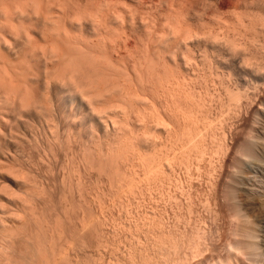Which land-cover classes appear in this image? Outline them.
<instances>
[{
    "label": "bare ground",
    "instance_id": "6f19581e",
    "mask_svg": "<svg viewBox=\"0 0 264 264\" xmlns=\"http://www.w3.org/2000/svg\"><path fill=\"white\" fill-rule=\"evenodd\" d=\"M165 1L164 3H167L166 4L167 6H165L167 7L166 13H165L164 7L162 8L164 10V13L162 9L160 11H162V13L165 14L166 21H169L168 23L166 22L165 24L166 25L170 24V25L169 26L167 25L166 29L164 28L165 26L163 25L164 26L163 29H165V31L163 32H160L161 30L157 28L159 31H157L156 34H153L154 30H157L156 28L154 29V27H156L155 20L157 19L153 17L155 19L154 20L152 18L154 22L152 19H150L151 16H153L154 14L152 15L151 13L150 16L148 15L147 12L151 11L152 9H150L151 7L149 6L150 4H147V5L145 4L146 6H149V8L147 9L143 3V0L134 1L135 3L138 2V4L136 5L133 2V5H135L134 7H132L133 6L132 3H127V1L125 2V0H0V232H1L0 233L1 234L0 235V264H50V262L52 264V260L56 261L55 260L56 258L54 257L57 255H55V253H58L57 252L58 248L61 247L59 246L60 240H62V237L65 236L66 231L67 233H68V230L71 231L68 228L67 222H70L71 220H73L71 221V223H74V225L72 224L71 225L75 229H77V226L79 224V223L77 224V221L80 219L79 217L69 219L68 215L70 214L68 213V211L70 209V206L68 207L66 205L65 207L62 208V210H60L63 213L62 215L63 217L59 213V215H56L57 219L55 218L54 221L49 219V218H52L50 217L52 214L50 215V213H48V215L50 216H47L46 209L48 207L46 206L48 205L49 202L46 198H48L49 196L48 197L46 196H47L48 188H46L45 187L46 185L43 183L42 184L45 186H42V184L37 185V183L35 182H34L35 184L33 183V185L30 184L32 183L31 182L32 180L30 181V179L27 177L28 175L26 174V171L29 170L30 168L37 166L39 163L42 164V162H44V159H45L44 157L48 156V153L49 155H52L54 159L57 158V152L60 150L56 151V148H58L57 145H60V143L62 144L61 133L62 131H65V128L62 129L64 126L67 129L66 140L68 142H66V144L68 143L71 145V143L73 142L72 144L76 143V145H79L80 152L77 155L80 156L79 160H81L82 162L81 164L83 166L81 167H83L82 169L84 173L86 174L85 176L91 177L95 175L93 173L96 172L95 170H97L99 174H102V176L103 174H105L106 176L110 175L111 179L113 178L116 179V177L118 179L119 178L121 179L122 178L121 176H123L122 174L124 173L123 169L127 170L128 168L126 167L128 166L127 164L129 163L130 165L131 161L134 162L136 158L138 157V155L141 154V151H143V148L145 146H147V148L151 147V149H154L155 146L158 145L157 147H161L162 149V146H159V142L161 145H164V144L166 145V143H162L163 140L164 141L166 140V139H163V135L167 133L169 135L168 137L171 138V136L177 132V131L175 132V127H176L175 121H177L176 120L177 117L173 118L175 116H172L170 112H171V108L173 107L172 105H176L177 104L176 102L179 100V98L176 97L178 98V100L176 99V101H174L175 100V96L173 95L174 91L172 92L171 90H175L174 86L177 87V85L173 86V84L171 83H174L175 82L174 79L176 80L178 76H179L178 77L179 79L177 78V80H181L182 82L183 80L180 78V76L183 79L186 78V72H187V75H189L190 69H191V73L193 71H196V70L192 71V67H191L192 65L191 63L193 59L195 58L194 59L195 65L194 64L193 65L196 68L198 64L197 62H196L197 64L195 63L196 57L193 58V55L191 54L190 56H192L193 58L191 59L190 56L187 57L185 52H188L190 54V52L193 51L194 47L196 48L194 50H197V46L198 48L203 47L204 46V43H203L204 36L203 34L201 35L200 32H199L200 33L199 35L197 30H192V28L191 27L189 28V26H185V28L183 27L184 28L183 30L182 27L177 25L176 22L180 18H178L177 21H173L175 20L173 19V16H174L173 14L176 12V11L173 12V10L177 9V8H174L173 5H176V4L172 3L171 1H170L171 4L170 3L168 4V2H165ZM195 1L197 0H194V2ZM201 2L203 3L204 1H201ZM201 2H199V4ZM244 2H246V0ZM160 3H158V5ZM189 3H193V2L190 1ZM193 4L195 6L196 3H193ZM153 5H154V2H153ZM210 5L207 7H210ZM190 6L193 7L194 11H196L197 8L205 7V6H201V7L195 6L194 7L192 4H189L188 7ZM192 7H190V9H192ZM143 9H147L149 11H145ZM190 9L188 11L186 10L187 12L185 13L186 15L184 14L185 10L183 9L184 10L183 15L186 18L188 16L187 21H190V23L192 22L194 23V21L196 20L195 18H198V17H194V18L190 17L191 11H193V10L190 11ZM213 9L214 8H212L211 10L209 9V10L212 11ZM216 9L217 8H215L214 10ZM217 10L219 11V9ZM178 11L180 12V10ZM218 11L217 12L213 11V12H216L218 14ZM145 12H146V15H145ZM156 12H159V11H156ZM196 12L199 13V11H196ZM215 14L214 16H216ZM133 15H136L137 18H135ZM160 15L161 14L159 13V16ZM193 15L194 14L192 13L191 16ZM145 16L146 17L148 16L150 20L149 22L154 23V24L149 23L151 27H149L147 23L148 18L146 19ZM194 16H196V14ZM201 16L199 18H202ZM130 17H131V20L133 19L132 17H134L135 19H138V23L140 24L142 23L141 25L142 28L144 25H145L144 27L147 29L153 28L151 29L152 31L148 29L150 32H148V34L146 35L148 39L147 41L145 37L139 36L141 40L139 39L137 44L142 43L141 42L142 38H144L143 40L146 41V43H142L143 44L142 47L140 46L141 44L136 45L134 43H131V42L129 43L127 41L129 37H130L129 40L131 39V36H128L129 34L127 32H124L125 30H128V29L124 28L125 30L122 31L123 28L121 27L126 22H128V18L130 19ZM160 18H158V21ZM185 19L183 20L185 21ZM238 19H241V18H238ZM198 20L200 19L196 20V25H197ZM115 23L118 25L117 27H119L121 31L124 32L123 33L124 35L120 31V29L119 31L117 29V31L119 32L118 33L116 29L114 31V28H113V31L115 32L114 37L116 36L114 38L113 33L109 34V31H110V28H112L111 25ZM190 23L186 22L183 24L185 25L188 24L191 26ZM153 25L154 27H152ZM193 25L195 26V24ZM193 25L192 27H194ZM176 26L179 27L181 29L180 31L182 32H180L178 30L179 28L177 29ZM125 33H127V35H125ZM145 33L147 32H144L143 34ZM119 34H122V36ZM111 37L112 39L113 38L114 39L110 40ZM117 37L118 39H120V41L119 42L115 41L116 42L115 44V42L113 41L116 40ZM134 38L136 39L137 36L136 37L134 36ZM134 38L132 36L131 40H133ZM214 40H216V37ZM127 42L129 43V45L127 44ZM136 42L137 41L135 40V43ZM188 42H190L191 44L189 45ZM133 44L135 47H133ZM191 45L193 46L195 45V46L192 48ZM188 46L191 47L192 49L188 48L187 50ZM182 47L184 48L186 47L185 52L183 51L184 49ZM180 48L181 50L183 49L182 54H181ZM201 49L202 48L198 50H201ZM177 50L178 52H180L179 55H186V57L185 56L184 57L181 56L182 58L180 56L177 57L176 56ZM202 50H204V48ZM205 52L206 51L204 52L202 51L203 57H207L206 55L207 53L205 54L206 56H204ZM191 53L194 54L195 52L193 51ZM130 57L134 59L132 60L133 62L129 61L131 60ZM153 57L158 60L157 66L158 65L160 66L158 69L157 68L155 69L156 60L153 59ZM201 57L202 55H200V59H202ZM128 58L130 59L128 60ZM178 58L180 60H177ZM197 60H199L198 57H197ZM123 61L127 63H124ZM122 62L127 65L132 63V66L129 65L130 67L129 68L126 65L124 66V64L121 65ZM171 65L172 67H170ZM151 66L153 67L154 70H152ZM143 68L145 69L143 70ZM168 68H171L172 70L176 71L175 72L176 74L174 75V71L172 72V74H170L172 70H169ZM149 70L152 71L153 73L152 76H151L152 73ZM146 72L148 76L151 73L148 79H146L148 77L147 75H146L147 77H144L145 75L143 76V73L146 74ZM174 76L176 78H174ZM178 83L180 82L178 81ZM231 93L232 92H230V94ZM238 96H239V93H238ZM234 101H233V104H234ZM172 102L175 104H173ZM178 103L180 102L178 101ZM169 105H171L172 107L170 108ZM261 105H263L262 107H264V102L263 104L261 103ZM165 106L167 107L169 106V109H166L167 107ZM259 109L262 112V115L259 116L261 117V120H260L261 122L258 121L260 119L259 118L258 120H256V123L258 122L260 123L256 124V126L254 123V125L252 126L253 128L251 127L250 128L251 130L248 129L250 131L247 133V137L250 136V138L244 137L245 134L244 135L242 134L243 138L239 136L242 140L237 139L236 137L233 139L234 144L232 143L233 144L232 148H234L235 150L234 154L235 155L237 154L236 157L239 155V153H242L243 155L242 156L240 154V156H238V157H241V159L244 156L251 157L253 155H256L254 153H262V152L264 153V108L259 107ZM154 111H156V114L158 115H157V120L152 121L151 118L152 117L154 118V116H150V115ZM149 112H150V115H148ZM172 112H175V110ZM176 113L178 114V112ZM177 114L174 113V115H177ZM177 116L180 117L179 115ZM149 118L151 119V121L149 120ZM180 130H184V129H180ZM176 135H179V134H176ZM187 136H189V134ZM176 138L178 139L179 136L178 137L176 136ZM167 140L165 142H167ZM171 140L169 139V141ZM64 142H65V139H64ZM191 143L188 144V146L192 145ZM168 144L169 143H167V145ZM172 145H174V143ZM27 146L29 148L31 147V148L39 149V150L42 149V154H39V155H44V157L43 156L40 157V161L42 160L41 162L39 161L38 163L36 161V163L31 162V163H27V165L26 163L24 164L25 162L24 160L26 158L23 159V154H24L23 152L25 149L27 150ZM72 147L74 146L72 145ZM149 148L147 150H149ZM157 150H160V149H156V152ZM144 151H146V149ZM161 152L163 151L161 150L160 153ZM252 153L253 155H251ZM155 155L157 156L156 153ZM262 156H264V154ZM166 157L167 155H165V159ZM72 160L75 161V159H72ZM243 160L244 158L241 160V163ZM75 162H78V161H75ZM79 163L80 161L78 162V164ZM52 164L53 163H51V166ZM158 164L161 166L162 169L166 167V165L164 164L161 165L160 163H157L156 165L158 166ZM148 165H150V163ZM168 166H170V163ZM50 169L52 168L50 167ZM162 171H164V169ZM262 173L264 176V172ZM77 174L79 175V173ZM78 175H74V176L78 177ZM66 176H69V175H66ZM85 176H84V179H85ZM91 179L92 177L90 178V180ZM99 179L100 178H98V180ZM87 180L88 179L82 180V181L86 182ZM64 181L61 184H64ZM73 182H77V181H73ZM78 183H79L78 184L79 186L80 182ZM69 184H72V183H69ZM30 185H32L31 186L33 190L32 192H30L31 188L28 190ZM34 185L35 186L37 185L36 186L37 188ZM33 186L35 187V190L33 189L34 188ZM38 186H41V187H38ZM91 186L87 185L86 190L89 189L91 191L92 188L91 189L89 188ZM241 186H244V185H241ZM245 186L243 187L244 189H246V191H244L245 193L243 192V190L241 193L242 194L244 193L245 195H247L250 202H248V200H245V201L243 200V202L239 201L240 203H236L235 201L238 198L235 201L233 200L235 209L232 208V210L234 209V211L231 213V215L225 216L226 218L223 216L224 221L226 219L225 224H227L226 222L228 220V224H227L228 228L227 230H225L227 225L224 224L226 226V227L224 226V230L226 231V233H224V236H222L223 240L221 239L222 240V243H221L222 245L220 244L221 247L218 246V248L221 249V253L219 252L220 256L217 255L218 253L216 251L217 253L216 255L218 256V258L216 257L217 259L210 258L211 260L208 261L207 260L208 257H207V259H204L205 262L203 260L194 262L195 258L197 259V257L200 258L204 256V255L202 256L201 253L205 251L204 248L207 245L204 246L205 244V243L203 244L204 240L203 241L200 240L202 233L199 234L198 231H197L198 234L196 232H195L196 234L192 232L190 233L188 230L185 231L187 228L185 230L183 228L184 230V231L182 230L183 232L181 231L180 234L178 232V234L176 233L177 235L175 236L172 235L174 236V237L171 236L172 238H170V236L168 235L166 239L165 237L166 235L164 236V239L162 240V243H161L162 247H160V251L162 250V253H159L161 254V257H163L162 259H164L163 264H167V263L168 264H264V201H263L264 199H260L261 195L258 198L257 197L258 194L256 195L254 190H253L254 192L250 191L252 188H256V187H252L249 190H247L248 188H246ZM74 187H72V189ZM50 188H52V186ZM239 188L242 189L241 187ZM84 190L81 189V191H84ZM259 191H262V189ZM86 192H88L89 194V191H86ZM23 194H26V195H23ZM93 194H94V191H93ZM93 194H90V195L94 197ZM225 194H227L226 191H225ZM82 198L84 199V196H82ZM90 198L91 197L89 198L86 197V199L84 200L82 199L84 201V204L87 202L89 204L90 201L92 202V200H95V197L92 200ZM89 199L90 201H88ZM73 202H74V199H73ZM64 203H66V201ZM90 205L91 204H89L88 206ZM88 208L90 209V207ZM49 210L51 209H48V211ZM248 213L250 215L255 214V216H257L256 218L259 219L258 221L262 223L263 228L261 224H260L261 227L258 226L259 228L257 227L252 228L253 225H249V224H252L254 222L252 223L250 222L248 224H246L247 222L246 223L244 222L245 223L244 224L243 221H246L247 220L246 218H250L249 217L250 215ZM80 215L83 219H84L83 216H86V215L82 216L81 213ZM64 217L65 218L68 217V218L65 219ZM63 218L65 220H68V219L69 220L65 221L63 220ZM243 219H246V220H243ZM64 221L67 226H65ZM247 221H249V219ZM240 222L241 224L243 223L244 226L245 225H248L249 227L251 226V228L248 229V227L246 226L245 227L247 229L243 228L244 226L240 225ZM87 225L89 226V224ZM88 226H86V229L88 228ZM89 227H91V225ZM82 228H83V223H82ZM82 228H78V229H82ZM61 229H63L64 232ZM78 229L76 230V233H78ZM86 229L84 230V232H86ZM82 232L83 231L81 230V233ZM67 237L70 238L69 234ZM73 238L74 237H72V239ZM82 238L84 239L85 237H81V239ZM69 242L70 241H68V243ZM63 243L64 242H62V244ZM203 258H205V256Z\"/></svg>",
    "mask_w": 264,
    "mask_h": 264
},
{
    "label": "rangeland",
    "instance_id": "374dc122",
    "mask_svg": "<svg viewBox=\"0 0 264 264\" xmlns=\"http://www.w3.org/2000/svg\"><path fill=\"white\" fill-rule=\"evenodd\" d=\"M126 1H127V3H132V5H133V2L137 1V0H125V2ZM160 1H161V3H160ZM164 1L165 0H150V1L149 0H143L144 5L150 4L149 5V6H151L150 9H152L151 11H153V12L147 10L149 8V6H146V5L145 6L147 9H143V10L149 11V12H147L149 16L151 15V13H152V15L154 14L153 16H151L150 19H152L153 17L155 19H157V20H155L153 18L156 22V24H155L156 27H154V25L152 27H154V29L158 28L159 30H161L160 32L165 31L167 25L168 26L170 25V24H167V25L165 24L166 22L168 23L169 21H166V16H165V14H163L164 10L162 8L163 7L165 8V13H166V8H167V7H165V6H167L166 5L167 3H164ZM170 1L172 3H175L176 5H173V6H174V8H177L176 10L173 8L174 9L173 12L176 11L173 14L175 16V17L173 16V19H175L173 21H177V19L180 18L176 22L177 25H179L182 28L183 27L185 28V26H189V28L191 27L192 30H197L198 33L200 32L201 35L203 34L204 46L199 47V48L197 46V50H194V49H196L194 47L195 45L194 46L191 45L192 48L194 47L193 48V51L195 52L194 54L191 53L193 51H191L190 54L188 52H185L186 47L185 48L182 47L184 49V50L183 49L182 50L186 53L187 57L192 54L193 58L196 57L195 63L196 62L198 63V64L196 63L197 66L199 64L200 65L198 66V68H197V66L195 68V66H194L195 65L194 64L195 58L193 59L192 56H190L191 59H193V61L191 63L192 64L191 65L192 71L196 70L197 72L193 71L191 73V69L190 70L188 69L189 75H187V72H186V78L183 79L180 76V78L183 80L182 82H181V80H177V78L179 76L177 78L174 76V78H176V80L174 79V81H175L174 83H176V84L171 83V84H173V86L177 85V87L174 86L175 90H171V91L172 92L174 91L173 92L174 93L173 95L175 96L174 101H176V99L178 100V98H179L178 101L180 103H178V101H177L176 103L178 105L177 104L172 105L173 107L171 105H169L170 108L172 107L171 112L169 110L170 114L172 116H175L173 118L177 117L176 120L178 122L175 121V123H176L175 124V126H176L175 132L176 131L177 132L174 135H172L171 138L168 137L169 135L167 133H166L167 135L166 134L163 135V139L167 140V138H168L167 142H165L166 140L165 141L163 140V142H162V143H166V145L165 144L161 145L159 142V146H162V149H161V147H157L158 146L157 145V146H155V148L153 147L154 149H151V147L150 148L148 147L149 150H147L148 148H147V146H145L143 148V151H141V154L138 155V157L136 158L137 161L136 160L134 162L131 161L130 165L128 163L127 164L128 166H126V167H128L127 170L123 169V172L125 174L124 173L122 174L123 176H121L122 177L121 179L120 178L118 179L117 177H116V179L115 178L111 179L110 175L106 176L105 174H103V176H102V174H99L97 170H95L96 172L93 173L95 175L91 176L92 177L91 180H90L91 177H86L85 176L86 174L84 173V171L82 169L83 167H81L83 165L81 164L82 163L81 160H79L80 156L77 155L80 152L79 145H76V143L72 144L73 142L71 143V145L68 143L66 144V142H68V141L66 140L67 129L65 126L62 129L65 128L66 132L62 131V133H61L62 144L60 143V145H57L58 148H56V151L60 150L57 152V158L56 159H54V157H52V155H49V153H48V156H46V157H44V155H39V154H42V149L39 150V149L31 148V147L29 148L28 146H27V150L25 149L23 152L24 153L23 159L26 158L24 160L25 162L24 161L23 162H24V164L26 163V165H27V163H31V162L36 163V161L39 163L41 156H43L45 158L44 159L45 163L44 162H42V164L39 163L37 166H34V167L30 168L29 170H27L26 174L28 176L27 175L26 176L30 179V181L32 180L31 181L32 183H30V181H29L30 184L33 185V183L35 182V183H37V185H41L43 183L46 186L43 184H42V186H45L46 188H48L46 197L49 196L50 198L49 197L46 198L49 202L48 205L46 206V207H48L46 209L47 210V216H50L52 214L50 216L52 218H49V219L54 221L56 218V215H59V213L62 216L63 213L60 210H62V208L67 205L68 207L70 206V209L68 211V213L70 214V215H68L69 219L79 217V219L83 223V228H85V229H86V226H88L87 224H89V226L91 225V227L88 226V228L86 229V232H84L85 229L82 228V223L80 222V220H78L79 222L77 221V224L78 223L80 224V225L78 224L77 229L82 228V229H78V233L83 235V236H81L80 234L76 233L77 229H75L72 226V225H74V223H71V221H73V220H71L70 222H67L68 228L71 231L68 230V233H67L66 230L68 228L66 227L67 229L65 230L66 231L65 236L62 237V240H60L59 246H61V247L58 248V251H57L58 253H55V255H57L54 257V258H56L55 259L56 261L52 260V258H51L52 264L53 263L54 264H163L164 259H162L163 257H161V254H159V253H162V250L160 251V247H162L161 243H162V240L164 239V236L166 235L165 236L166 239H167L168 235L170 236V238H172L175 235H177L178 232L180 234L181 231L183 230V228H184V230L187 228L185 231L188 230L190 233L191 232L192 233L196 232L197 234H198V232H199V234L202 233L200 240L201 241L204 240L203 241V244L205 243L204 246L207 245L206 247H208V248H206V247L204 248V246H203L205 251L203 253H201L202 256L203 255L205 256V258H203L204 256L200 257V258L197 257V259L196 258L194 259V262L199 261V260L204 261V259H207V257H208L207 260L209 261V260H211L210 258L215 259L216 257L218 258V256H220L219 252L221 253V249L218 248V246L221 247L220 244L222 243V240H223L222 236H224V233H226L225 230H227V228H228V225H227L228 220L226 222L227 224H225L226 219L224 221V217L231 215V213L234 211L235 205L233 202L237 198L238 199L235 201L236 203H240L241 201L243 202V200L244 201L248 200V202H250L247 195L244 194L245 193L244 191H246V189H244L243 187L246 185L245 187L248 188L247 190H249L252 187H256V188H252L250 191H252V192L255 191L256 195L258 194L257 195L258 198L261 195V197H263V198L260 197V199H264V196H263L264 195V190H263L264 189V179H263L264 176L262 173V172H264V166H263L264 165V156H262L264 153L263 152L262 153H254L256 155H253V153H252L251 155H253L255 157H253V156H251V157L246 156L245 157L244 156L243 157L244 160L241 163V160L243 158L241 159V157H238V156H240V154L242 155V153H239V155L237 156L239 158L238 159L236 157L237 154L236 155L234 154L235 153L234 148H232V146L234 144L233 139L235 137L237 139L242 140L241 139V138H243L242 134L243 135L245 134L244 137H247V133L251 130L250 128L254 125V123L256 126V124L261 122L260 121L261 117H259V116L262 115V112L259 109V107L264 108V107H262L263 105H261V103L263 104V102H264V11H263L264 10V0H246V2H244L245 0L244 1H242V0L241 1L240 0H206V1L205 0H197L195 2H194V0H168V1L166 0L165 2H168V4L169 3L171 4ZM190 1L193 3H196L197 5L195 4V6H197V7H201V6H205V7H201V8L196 7L197 10L196 9L195 10L199 11V13H198V12L193 10L192 6H190V7H192V9H190V7H188L189 4H192L194 6L193 3H189ZM201 1H204L205 3L203 2L204 3L203 4ZM239 1H240V3H239ZM138 2L137 3L134 2V4L136 5V4H138ZM145 2H147V3H145ZM153 2H154V5H153ZM199 2H201V3L199 4ZM158 3H160V4L158 5ZM161 4H163V5H161ZM212 4H214V5H212ZM135 5H133L132 7H134ZM209 5H210V7H207ZM175 6H177V7H175ZM179 7H180V9H179ZM187 7H188V9H187ZM205 8H207V9H205ZM212 8H214V9L217 8V9H219V11L217 9L216 10L213 9L212 11H210ZM161 9H162L163 13H162V11H160ZM189 9H190V11L191 10L194 11V12L191 11V14L192 13L194 15L196 14V16H194V15L191 16V14H190V17H192V18L198 17V18H195L196 20L197 19L202 20V18H203L202 21L204 23L202 21L198 20L202 24L197 21V25H196V20L194 21V23L193 22L190 23V21H187L188 16H187V18L184 17L183 11L185 14V13H187L186 10L188 11ZM140 10H142V9H140ZM178 10H180V12ZM156 11H159V12H156ZM213 11H216V12L218 11V14L216 12H213ZM200 12H201V14H200ZM159 13L161 14L160 16H159ZM179 13H180V15H179ZM214 14L216 16H214ZM145 15H146V12H145ZM155 15L157 18L155 17ZM199 15L200 16L202 15L201 16L202 18H199L200 17ZM133 16L135 18H137L136 15H133ZM134 17H132L133 18L132 20H131V17H130V19L128 18V22H126L123 25L125 27L122 26L121 28H123L122 31L125 30L124 28L128 29V30H125L124 32H127L129 34L128 36H131V39H132V36H133V38H134V36L135 37L137 36L136 39L135 38L133 39L134 42L131 39L129 40V38H130L129 37L127 40L129 43L131 42V43H134L136 45L141 44L140 46L142 47V45H143L142 43H146V41L148 40L146 37L148 32H150L148 29L151 30L153 28L147 29L144 27L145 25L142 28L141 27L142 23L141 24L138 23V19H135ZM181 17L183 19L186 18L185 21ZM237 17L241 18L242 20L238 19ZM147 18H148V16L146 17V19ZM158 18H160L159 21H158ZM245 18H246V20H245ZM154 20H153V22H154ZM181 20H183V21H181ZM149 21L150 20L148 18V22L146 21L148 23V25H149V23L150 24L153 23V22H149ZM132 22H134L135 24ZM181 22H183V23L189 22L191 24V26L188 24L185 25ZM193 24H195V26ZM234 24H236V25H234ZM192 25L194 27H192ZM117 26L118 25L116 23L111 25L112 28H110L109 34L113 33V37H114L115 29H116V31H117V29H118V31L120 29ZM200 26H201V28H200ZM149 27H151V26L149 25ZM163 27L165 29H163ZM113 28H114V31H113ZM178 28L179 27H177V29ZM184 28H183V30H184ZM143 29H145V30H143ZM158 29L154 30V33L153 32H151V33L156 34L157 31H159ZM187 29H188V27H187ZM146 30H148V31H146ZM178 30L180 31L181 29L179 28ZM120 31H121V29H120ZM124 32H122V34ZM144 32H147V33L143 34ZM180 32H182V31H180ZM127 33H125V35H127ZM200 33H199V35H200ZM122 34H119V35L122 36ZM206 34L209 37H207ZM215 35H217L218 37ZM229 35H231V36H229ZM139 36L145 37L146 41H144L143 40L144 38H142V41H141L142 43L137 44L139 39L141 40V38ZM210 36H212V37H210ZM118 37H117V39H118ZM215 37H216V40H214ZM111 39H112V37L110 38V40ZM117 39L114 40L113 42H115V41L119 42L120 41V39H118V40ZM135 40L137 41L136 43H135ZM110 42H112V41H110ZM128 42H127V44L129 45ZM215 42H217V43H215ZM188 43H189V45L191 44L190 42H188ZM109 44H111V43H109ZM115 44H116V42H115ZM134 44H133V47H135ZM130 45H132V44H130ZM201 45H202V43H201ZM191 47L188 46L187 50H188V48L192 49ZM200 48H202V49L204 48V50H202V49L201 50L203 52L206 51L204 53V56L207 55V57H203L202 51L198 50ZM180 50H181V48H180ZM182 50H181V54L183 52ZM200 51L202 54L200 53ZM176 52H177V55H176L177 57H179V56L180 57L181 56L186 57V55H179L180 52H178V50ZM185 53H183V54H185ZM194 55H196V56H194ZM200 55H202V57H201L202 59H200ZM197 57L199 60H197ZM130 58H131V60H129ZM130 58H128V60L130 62H133L132 60H134V59H132V57H130ZM153 59H155V58L153 57ZM155 60H156L155 61V64H156L155 69L156 68L158 69L160 66L159 65L157 66L158 60L157 59H155ZM177 60H180V59L178 58ZM203 60H205V61H203ZM123 62L121 65H123L124 63H127V62H124V63ZM130 62H128V63H130ZM125 65L127 67H129V65L132 66V63H130L128 65L124 64V66ZM153 67H154V65H153ZM153 67H152V70H154ZM170 67H172V65ZM202 68L205 70H203ZM144 69L145 68H143V70ZM168 69L172 70L171 68H168ZM209 69H211V70H209ZM149 71H151V70H149ZM173 71L174 70H172L171 72L169 71L170 74H172ZM175 72L176 71H174V75L176 74ZM194 72H196V73H194ZM151 73H152V71H151ZM150 74L148 76L147 72H146V74L143 73V76L144 75H145L144 77L148 76L146 78V79H148L150 77ZM152 75H153V73L151 74V76ZM184 80H186L187 82ZM178 81L180 83H178ZM180 85H182L183 87ZM180 88H182V89H180ZM190 88H192V89H190ZM171 89H173V88H171ZM184 89H186V90H184ZM181 90L183 93L181 92ZM230 92H232L233 94L232 93L230 94ZM193 93L195 94V96ZM238 93H239V96H238ZM184 95H185V97H184ZM176 97H178V98H176ZM238 97H239V99H238ZM231 98H233V99H231ZM245 98H247V99H245ZM234 99H235V101H234ZM230 100H232V101H230ZM238 100H240L241 103ZM233 101H234V104H233ZM173 104H175V103H173ZM232 104H233V106H232ZM259 105H261V106H259ZM169 106L168 107L165 106V107H167L166 109H169ZM174 110H175V112H172ZM176 112H178V114ZM174 113L179 115L180 117H178L177 115H174ZM155 114H156V111L151 113V115H150V112L148 113V115L154 116V118H156V119H154L153 117L151 118L149 116L152 119V121L157 120L158 114H156V115ZM150 118H149V120L151 121ZM256 120H258L260 122L257 121L258 123H256ZM179 122H180V124H179ZM180 129H184V130H180ZM248 129H250V130H248ZM188 130L191 132H189ZM236 130H238V131H236ZM182 133H183V135H182ZM187 133L189 134V136H187L188 135ZM63 134H64V136H63ZM176 134H179V135H176ZM175 135L177 137L179 136V138H178L179 141ZM193 135H195V136H193ZM239 136H241V138ZM193 137H194V139H193ZM247 138H250V136H248ZM64 139H65V142H64ZM169 139L170 140L172 139V140L169 141ZM185 140H187V141H185ZM182 141H183V143H182ZM170 142H172V143H170ZM175 142H176V144H175ZM191 142H193V143H191ZM167 143H169V144L167 145ZM173 143H174V145H172ZM190 143L192 145L188 146V144H190ZM72 145L74 147H72ZM66 146H68V147H66ZM185 146L186 147L188 146L187 147L188 149ZM69 147L71 150L69 149ZM168 147H169V149H168ZM180 147L181 148L183 147V148L181 149ZM145 149H146V151H144ZM156 149H160V150H157V152H156ZM34 150L35 151L37 150V151L35 152ZM38 150H39V152H38ZM161 150L163 152L160 153ZM222 150H223V152H222ZM246 150H248V149H246ZM151 151H152V153H151ZM74 152L76 153V155ZM172 152H174V153H172ZM155 153L157 154V156L155 155ZM165 155H167L166 159H165ZM34 158H36V159H34ZM138 158H139V160H138ZM70 159H71V161H70ZM72 159H75V161H78V162L80 161V163L78 164V162H75ZM29 160H30V162H29ZM169 160H171V161H169ZM57 161H59V162H57ZM72 161L74 164L72 163ZM51 163H53L52 166H51ZM149 163H150V165H148ZM157 163H160L161 165L162 164L166 165V167L163 168L164 171H162L163 169L161 168V166L159 164H158V166L156 165ZM169 163H170L171 167L168 166ZM39 165H40V167H39ZM42 165H44V166H42ZM131 166H133V167H131ZM50 167L52 169H50ZM130 167H131V169H130ZM151 167H153V168H151ZM26 168H27V166H26ZM76 172L79 173V175ZM28 173L30 174V176ZM66 175H69V176H66ZM74 175H78V177L77 176L75 177ZM84 176H85V179H84ZM70 177L71 178L73 177V178L71 179ZM101 177H102V179H101ZM78 178H79V180L80 179L81 180L79 181ZM98 178H100V179L98 180ZM60 179H62V180H60ZM86 179H88L86 181L87 183L82 181V180H86ZM44 181H45V183H44ZM63 181H64V184H61V183H63ZM73 181H77V182H73ZM78 182H80L79 186H78V184H79ZM81 182L83 183V185ZM69 183H72V184L74 183L73 185L75 187ZM32 185H30L28 190L31 188ZM87 185L88 186L92 185L89 188L93 189L94 194H93L92 189H91V191L89 189L86 190ZM236 185H238V186H236ZM241 185H244V186H241ZM49 186L50 187L52 186L53 189L50 188ZM84 186H86V187H84ZM226 186H227V188H226ZM35 187L33 188L34 190H35ZM38 187H41V186H38ZM55 187H57V188H55ZM72 187H74L73 188L74 190L72 189ZM95 187H96V189H95ZM239 187H241L242 189H240ZM81 189L82 190L85 189V190L81 191ZM261 189L263 192L259 191ZM77 190H78V192H77ZM242 190L244 192L243 194L241 193ZM32 191L33 190L31 188L30 192H32ZM56 191H57V193H56ZM86 191H89V194ZM225 191L227 194H225ZM90 192H92V193H90ZM103 193H105V194H103ZM50 194L53 198L50 196ZM87 194H88V196H87ZM90 194H93V196L95 197V200H92L94 197H92V195H90ZM23 195H26V194H23ZM55 195H57V196H55ZM64 195H66V196H64ZM72 196H74V197H72ZM82 196H84V199H86V197H88V198L91 197L90 199L92 200V202L90 201V199L88 201L91 202V203L89 202V204H91V205L94 202L93 203L94 206L93 205L88 206L89 204L87 201H85V202H87V203H85L87 205H85L84 201H83L84 199L82 198ZM103 196H104V198H103ZM96 197H98V198H96ZM73 199H74V202H73ZM70 200H71V202H70ZM65 201L67 204L64 203ZM71 203H73V204H71ZM88 207H90V209ZM227 207L228 208L230 207V208L228 209ZM77 208H78V210H77ZM82 208H84L85 210ZM91 208H93V209H91ZM232 208H234V209L232 210ZM48 209H51L52 211L51 210L48 211ZM57 209L59 210V212ZM86 209L88 212L86 211ZM92 210H93V212H92ZM103 210H104V212H103ZM78 211L82 214V216L86 215L88 218L86 216H83L84 217V219H83ZM48 213H50V215H48ZM72 214L75 216H73ZM249 217L250 218H246L247 220L249 219V221H247L246 219H243L246 221H243V220H241V221H243V223L247 222L246 224H248L250 222L251 223L254 222L252 224H249V225H253L252 228L261 227L262 223H260V221H258L259 219L256 218L257 216H255V214L250 215ZM64 218H63V220L67 219V218H65V219ZM63 220H62V222H63ZM68 220H65V221H68ZM65 221H64V223H65ZM64 223H63V225H64ZM243 223L241 224V222H240V225L244 226L245 223L244 224ZM92 224H93V226H92ZM224 224L227 225V227ZM254 225H255V227H254ZM65 226H67L66 223H65ZM224 226L226 227L225 230H224ZM245 226L248 227V229L251 228V226L250 227L248 225H245ZM245 226L243 228L247 229ZM196 228H197V230H196ZM262 228H263V225H262ZM61 230L63 231V229H61ZM79 230H80V232H79ZM81 230L83 231L82 232L83 234L81 233ZM73 232H74V234H73ZM68 234H69L70 238L67 237ZM172 235H174V236H172ZM80 236L85 237L84 239L86 241L83 238H82L83 239L82 240ZM72 237H74V238L72 239ZM67 240L70 242L68 243ZM62 242H64V243L62 244ZM214 249H215V251H214ZM216 251L218 254L216 253ZM50 264H51V262H50Z\"/></svg>",
    "mask_w": 264,
    "mask_h": 264
}]
</instances>
